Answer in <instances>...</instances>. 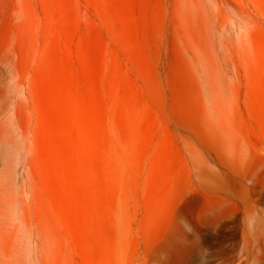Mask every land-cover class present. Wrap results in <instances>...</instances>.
I'll return each mask as SVG.
<instances>
[{
	"label": "rangeland",
	"instance_id": "1",
	"mask_svg": "<svg viewBox=\"0 0 264 264\" xmlns=\"http://www.w3.org/2000/svg\"><path fill=\"white\" fill-rule=\"evenodd\" d=\"M20 3L0 264H264V0Z\"/></svg>",
	"mask_w": 264,
	"mask_h": 264
},
{
	"label": "bare ground",
	"instance_id": "2",
	"mask_svg": "<svg viewBox=\"0 0 264 264\" xmlns=\"http://www.w3.org/2000/svg\"><path fill=\"white\" fill-rule=\"evenodd\" d=\"M22 11L20 0H0V151L6 146L16 148L17 139L28 134L29 87L21 73Z\"/></svg>",
	"mask_w": 264,
	"mask_h": 264
}]
</instances>
